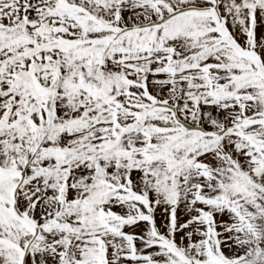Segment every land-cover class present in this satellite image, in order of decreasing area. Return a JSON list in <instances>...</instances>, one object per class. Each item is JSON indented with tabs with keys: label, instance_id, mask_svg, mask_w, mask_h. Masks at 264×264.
I'll return each instance as SVG.
<instances>
[{
	"label": "snow or ice",
	"instance_id": "snow-or-ice-1",
	"mask_svg": "<svg viewBox=\"0 0 264 264\" xmlns=\"http://www.w3.org/2000/svg\"><path fill=\"white\" fill-rule=\"evenodd\" d=\"M0 264H264V0H0Z\"/></svg>",
	"mask_w": 264,
	"mask_h": 264
}]
</instances>
